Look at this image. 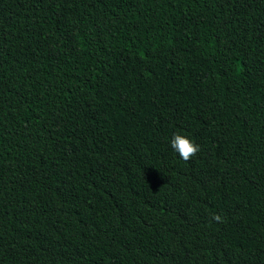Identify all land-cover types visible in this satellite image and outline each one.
Here are the masks:
<instances>
[{
    "label": "trees",
    "instance_id": "obj_1",
    "mask_svg": "<svg viewBox=\"0 0 264 264\" xmlns=\"http://www.w3.org/2000/svg\"><path fill=\"white\" fill-rule=\"evenodd\" d=\"M0 264H264V0H0Z\"/></svg>",
    "mask_w": 264,
    "mask_h": 264
},
{
    "label": "clouds",
    "instance_id": "obj_2",
    "mask_svg": "<svg viewBox=\"0 0 264 264\" xmlns=\"http://www.w3.org/2000/svg\"><path fill=\"white\" fill-rule=\"evenodd\" d=\"M171 147L179 153L180 157L185 161L189 160L200 150L199 145L181 134L173 135ZM216 219H219V217L217 216Z\"/></svg>",
    "mask_w": 264,
    "mask_h": 264
}]
</instances>
